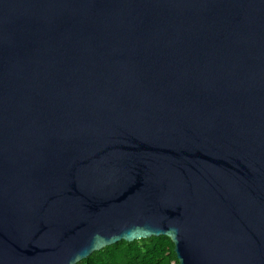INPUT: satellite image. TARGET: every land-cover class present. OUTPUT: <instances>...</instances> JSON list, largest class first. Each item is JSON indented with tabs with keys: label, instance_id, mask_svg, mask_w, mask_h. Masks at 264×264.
<instances>
[{
	"label": "water",
	"instance_id": "obj_1",
	"mask_svg": "<svg viewBox=\"0 0 264 264\" xmlns=\"http://www.w3.org/2000/svg\"><path fill=\"white\" fill-rule=\"evenodd\" d=\"M162 236L264 264V0H0V264Z\"/></svg>",
	"mask_w": 264,
	"mask_h": 264
},
{
	"label": "trees",
	"instance_id": "obj_2",
	"mask_svg": "<svg viewBox=\"0 0 264 264\" xmlns=\"http://www.w3.org/2000/svg\"><path fill=\"white\" fill-rule=\"evenodd\" d=\"M78 264H179L175 245L166 236L121 241L93 253Z\"/></svg>",
	"mask_w": 264,
	"mask_h": 264
}]
</instances>
